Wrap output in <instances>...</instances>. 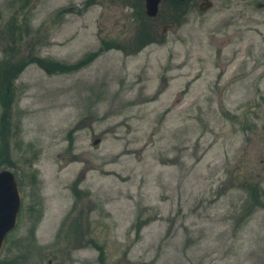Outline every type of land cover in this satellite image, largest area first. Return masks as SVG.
Segmentation results:
<instances>
[{"label":"rangeland","instance_id":"rangeland-1","mask_svg":"<svg viewBox=\"0 0 264 264\" xmlns=\"http://www.w3.org/2000/svg\"><path fill=\"white\" fill-rule=\"evenodd\" d=\"M201 1L0 0V264H264V0Z\"/></svg>","mask_w":264,"mask_h":264},{"label":"water","instance_id":"water-1","mask_svg":"<svg viewBox=\"0 0 264 264\" xmlns=\"http://www.w3.org/2000/svg\"><path fill=\"white\" fill-rule=\"evenodd\" d=\"M159 2L160 0H144L148 16L156 15ZM210 5V1L204 0L200 8L206 9ZM95 142L97 143L98 139ZM19 206L20 194L15 177L11 171L3 169L0 171V249L6 233L15 226Z\"/></svg>","mask_w":264,"mask_h":264}]
</instances>
